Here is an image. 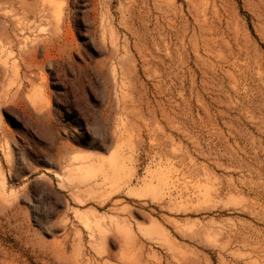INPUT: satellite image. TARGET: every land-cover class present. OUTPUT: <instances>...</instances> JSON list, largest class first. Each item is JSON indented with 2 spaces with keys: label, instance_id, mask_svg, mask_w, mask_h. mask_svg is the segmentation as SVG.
Segmentation results:
<instances>
[{
  "label": "rangeland",
  "instance_id": "1",
  "mask_svg": "<svg viewBox=\"0 0 264 264\" xmlns=\"http://www.w3.org/2000/svg\"><path fill=\"white\" fill-rule=\"evenodd\" d=\"M0 264H264V0H0Z\"/></svg>",
  "mask_w": 264,
  "mask_h": 264
}]
</instances>
